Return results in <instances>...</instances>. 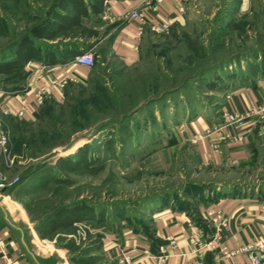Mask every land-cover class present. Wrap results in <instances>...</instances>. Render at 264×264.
<instances>
[{
	"label": "rangeland",
	"instance_id": "1",
	"mask_svg": "<svg viewBox=\"0 0 264 264\" xmlns=\"http://www.w3.org/2000/svg\"><path fill=\"white\" fill-rule=\"evenodd\" d=\"M53 2L0 0V60L14 56ZM184 16L165 33L145 27L132 66L107 52L121 21L106 19L99 26L108 39L92 49L95 66L84 80L47 94L31 119L5 115L0 101L16 154L13 168L1 157L0 168L20 180L8 202L23 210L28 239L47 264H124L109 256L107 235L120 244L129 230L153 236L156 205L197 212L199 197L223 185L264 193V150L245 169L216 168L187 141L170 143L191 113L223 123L225 93L264 75V0H187ZM2 78L0 90L12 86ZM83 154L90 165L72 171L58 161ZM63 207L85 218L57 217Z\"/></svg>",
	"mask_w": 264,
	"mask_h": 264
},
{
	"label": "crops",
	"instance_id": "2",
	"mask_svg": "<svg viewBox=\"0 0 264 264\" xmlns=\"http://www.w3.org/2000/svg\"><path fill=\"white\" fill-rule=\"evenodd\" d=\"M187 0H164L163 8L154 17V22L162 20L168 14L175 18V24L185 21V5ZM143 0H109L105 11L84 21L101 32L102 38L96 42H86L92 50L107 41L108 35L99 26L104 20H119L121 26L108 41V51L113 52L127 66H132L140 60L142 38L138 37L139 21L129 17V14L141 5ZM89 48V47H88ZM107 51V52H108ZM29 77V99L31 105L27 119L35 113V92L45 86L51 94L60 91L53 87L51 81L57 79L67 81H82L92 68L76 64L74 60L57 64H46L33 60L27 67ZM223 110L244 112L247 109L264 105V75L250 80V83H234L224 95ZM1 105L6 104L12 110L17 108L16 99L5 96L0 90ZM211 114V112H210ZM211 118V116H208ZM186 124L175 126L174 135L177 142H185L195 146L203 164L218 168L245 169L259 157L264 150V119L254 116L241 132L243 139H234L233 128L224 129L223 135L215 136L220 149L212 148L209 138H199L211 126L219 123L218 118H206L202 112L191 113ZM215 119V118H214ZM214 124V125H212ZM221 124V123H220ZM219 125V124H217ZM230 135V136H227ZM223 185L221 189L209 192L199 197L201 205L197 212L191 208L164 203L156 205L153 213V236L133 234L130 230L125 234L122 244L114 235H107L106 249L113 259H121L126 253L138 264H159L152 256L161 250L170 253L167 264H187L188 258L182 255L188 250V239L197 230L206 235L211 232V222L207 219L210 210L221 211L229 220V226L223 231L222 242L229 249H237L259 238L264 239V193L261 190L232 188ZM13 189V188H12ZM15 189V188H14ZM10 190V189H9ZM8 191L0 192V264L6 260L12 264H47L43 257L28 239L24 227L25 214L20 206L12 200L8 202ZM132 234V235H131ZM175 238L178 247L173 249L170 238ZM204 264H250L246 254H237L233 258H225L222 254L206 253L202 255Z\"/></svg>",
	"mask_w": 264,
	"mask_h": 264
},
{
	"label": "built area",
	"instance_id": "3",
	"mask_svg": "<svg viewBox=\"0 0 264 264\" xmlns=\"http://www.w3.org/2000/svg\"><path fill=\"white\" fill-rule=\"evenodd\" d=\"M164 0H143L141 5L135 8L129 17L139 21L140 27L138 37H141L145 27L151 26L152 29L159 33H165L175 24V18L168 14L162 20L154 22V17L162 10ZM74 62L79 65L94 67L95 56L92 50H88L75 57ZM53 87L61 91L64 83L57 79L51 81ZM29 82L23 92L16 94H8L9 97L16 99L17 108L12 110L6 104H3L2 111L7 116H15L19 119L27 118L31 101L29 99ZM2 91V90H1ZM4 94L5 91H3ZM50 93L48 87H41L35 92L34 104L40 107L44 103L45 96ZM260 115L264 119V105L257 108L247 109L244 112L226 110L223 112L224 121L219 125L211 126L204 134L198 135L199 138H209L212 148L219 151L220 146L215 136L223 135L224 129L233 128L235 134L231 135L234 139L242 140L243 133L241 130L247 127V123L254 116ZM264 127V124H263ZM230 136V135H227ZM0 157L2 158L6 168H13L16 163V154L14 145L11 141L10 130L3 126L0 122ZM19 179L8 181L6 173L0 168V192L8 191L19 183ZM207 219L211 222V232L206 235L204 232L197 230L188 239V250L183 253L188 258L187 264H204L202 255L206 253L222 254L225 258H233L237 254H246L250 264H264V239L259 238L255 241L247 243L237 249H229L222 242V234L229 226L228 218L221 212L210 210L207 212ZM170 245L173 249L178 247V242L175 238H170ZM159 264H167L170 253L167 250L152 256ZM121 263L138 264L135 260L126 253L121 258ZM4 264H12L6 260Z\"/></svg>",
	"mask_w": 264,
	"mask_h": 264
},
{
	"label": "trees",
	"instance_id": "4",
	"mask_svg": "<svg viewBox=\"0 0 264 264\" xmlns=\"http://www.w3.org/2000/svg\"><path fill=\"white\" fill-rule=\"evenodd\" d=\"M109 0H54L46 12V18L39 24L33 25L30 30L23 34L16 42L15 54L10 59L0 60V76L9 86H4L2 90L7 94H16L23 92L28 84L30 72L27 65L38 60L46 64H57L74 60L76 56L91 50L86 42H96L102 38L99 30L94 29L84 21L85 18H91L93 15H99L105 11ZM89 47V48H88ZM108 51V50H107ZM210 89L219 92L226 91L225 87H216L211 84ZM177 144V140L170 142ZM62 168L75 170L82 165H90L86 154L75 159L70 156L61 158ZM37 171L27 174L26 181L36 175ZM16 187V186H15ZM14 188V187H13ZM179 206L186 207L181 203ZM57 217L64 216L67 213L68 222L75 223L85 218L82 214L78 218L76 210L60 209ZM80 212V209H79ZM89 219L95 215L92 210L89 212ZM149 238L152 236L149 234ZM158 253V252H157Z\"/></svg>",
	"mask_w": 264,
	"mask_h": 264
},
{
	"label": "water",
	"instance_id": "5",
	"mask_svg": "<svg viewBox=\"0 0 264 264\" xmlns=\"http://www.w3.org/2000/svg\"><path fill=\"white\" fill-rule=\"evenodd\" d=\"M90 45H94V44H90Z\"/></svg>",
	"mask_w": 264,
	"mask_h": 264
},
{
	"label": "bare ground",
	"instance_id": "6",
	"mask_svg": "<svg viewBox=\"0 0 264 264\" xmlns=\"http://www.w3.org/2000/svg\"><path fill=\"white\" fill-rule=\"evenodd\" d=\"M69 152V151H68ZM35 232V231H34ZM36 233V232H35Z\"/></svg>",
	"mask_w": 264,
	"mask_h": 264
}]
</instances>
